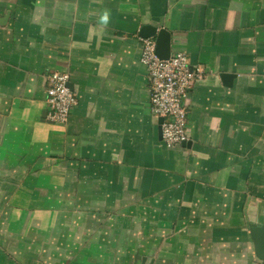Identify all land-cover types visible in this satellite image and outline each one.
I'll list each match as a JSON object with an SVG mask.
<instances>
[{"label":"crops","instance_id":"obj_1","mask_svg":"<svg viewBox=\"0 0 264 264\" xmlns=\"http://www.w3.org/2000/svg\"><path fill=\"white\" fill-rule=\"evenodd\" d=\"M156 19L205 72L190 146L165 147L151 112ZM56 71L78 100L65 126ZM263 225L264 0H0V264H264Z\"/></svg>","mask_w":264,"mask_h":264},{"label":"built area","instance_id":"obj_2","mask_svg":"<svg viewBox=\"0 0 264 264\" xmlns=\"http://www.w3.org/2000/svg\"><path fill=\"white\" fill-rule=\"evenodd\" d=\"M141 63L149 78L151 112L163 118L162 140L167 148L183 146L189 141L188 115L184 100L197 81L205 76L199 67L190 64L188 55L174 53L168 60L156 54L153 38H141ZM71 76L66 72H52L47 76V119L51 124L65 126L78 100L69 87Z\"/></svg>","mask_w":264,"mask_h":264},{"label":"water","instance_id":"obj_3","mask_svg":"<svg viewBox=\"0 0 264 264\" xmlns=\"http://www.w3.org/2000/svg\"><path fill=\"white\" fill-rule=\"evenodd\" d=\"M156 22L161 21L159 19ZM161 28L155 26H145L141 31V37L144 39L153 38L156 42V54L162 60H168L172 56V34L164 27L163 21L160 24ZM223 79L226 86L231 85L232 75L223 74ZM69 87L73 90L70 83ZM163 118H159V139L162 140V124ZM191 142H185L183 146H190ZM252 238L255 243L256 254L259 259L264 260V225L261 227L253 226L251 229Z\"/></svg>","mask_w":264,"mask_h":264},{"label":"rangeland","instance_id":"obj_4","mask_svg":"<svg viewBox=\"0 0 264 264\" xmlns=\"http://www.w3.org/2000/svg\"><path fill=\"white\" fill-rule=\"evenodd\" d=\"M1 264H10L9 263V259L8 258H6V259L3 258Z\"/></svg>","mask_w":264,"mask_h":264},{"label":"clouds","instance_id":"obj_5","mask_svg":"<svg viewBox=\"0 0 264 264\" xmlns=\"http://www.w3.org/2000/svg\"><path fill=\"white\" fill-rule=\"evenodd\" d=\"M102 19H103L105 22H107V20H108V14H107V12H105V14H104V16L102 17Z\"/></svg>","mask_w":264,"mask_h":264}]
</instances>
